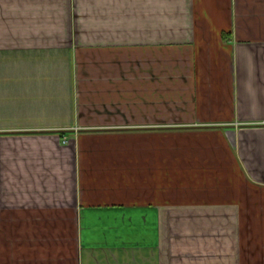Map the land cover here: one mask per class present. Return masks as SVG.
Returning <instances> with one entry per match:
<instances>
[{"label":"crops","instance_id":"1","mask_svg":"<svg viewBox=\"0 0 264 264\" xmlns=\"http://www.w3.org/2000/svg\"><path fill=\"white\" fill-rule=\"evenodd\" d=\"M0 264H264V0H0Z\"/></svg>","mask_w":264,"mask_h":264}]
</instances>
